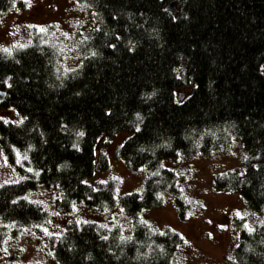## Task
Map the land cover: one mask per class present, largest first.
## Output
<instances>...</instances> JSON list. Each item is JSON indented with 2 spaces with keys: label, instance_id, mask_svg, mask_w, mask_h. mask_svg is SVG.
<instances>
[{
  "label": "trees",
  "instance_id": "16d2710c",
  "mask_svg": "<svg viewBox=\"0 0 264 264\" xmlns=\"http://www.w3.org/2000/svg\"><path fill=\"white\" fill-rule=\"evenodd\" d=\"M97 18L80 41L83 60L61 69L56 48L37 39L11 56L0 51V148L21 179L0 186V220L33 227L45 209L26 197L42 187L58 193L64 212L77 203L99 210L120 204L132 228L107 231L72 223L52 243L57 264H181L183 238L158 231L138 214L174 197L187 203L180 157L208 155L234 137L246 156L214 179L264 220V0H76ZM0 0V16L13 6ZM183 95V99L180 96ZM126 138L115 158L145 171L143 189L119 200L116 181L93 182L108 168L102 137ZM0 227V245L6 236ZM227 264H264V221L243 231Z\"/></svg>",
  "mask_w": 264,
  "mask_h": 264
},
{
  "label": "rangeland",
  "instance_id": "374dc122",
  "mask_svg": "<svg viewBox=\"0 0 264 264\" xmlns=\"http://www.w3.org/2000/svg\"><path fill=\"white\" fill-rule=\"evenodd\" d=\"M13 6L0 16V51L11 56L16 50L32 45L36 39L57 50L62 70H73L80 65V41L97 27V18L76 0H13ZM0 117L19 120L13 109L0 110ZM118 133L112 138L103 137L98 143L108 168L96 173L94 183L116 181L119 198L143 189L145 171L131 172L126 164L114 156L116 148L126 138ZM246 153L241 144L230 137L223 147L208 155L192 158L180 157L175 165L184 172L182 196L187 203L184 217L170 194L163 196L160 208L138 214V220L153 229L173 230L183 238L177 252L181 264H227L243 231H250L264 220L253 213L245 201L236 194L216 190V176L241 166ZM21 177L11 167L0 148V186L18 182ZM58 193L39 187L27 195L30 202L41 205L46 218L33 227L6 226V236L0 245V264L13 254L11 264H57L51 251L52 243L72 223L93 222L109 231L118 226L121 234L131 231L132 217L116 207L95 210L77 203L69 212L55 204Z\"/></svg>",
  "mask_w": 264,
  "mask_h": 264
},
{
  "label": "water",
  "instance_id": "95a60500",
  "mask_svg": "<svg viewBox=\"0 0 264 264\" xmlns=\"http://www.w3.org/2000/svg\"><path fill=\"white\" fill-rule=\"evenodd\" d=\"M179 0H172L170 1L167 6H166V10L176 14L177 10H176V5L178 4ZM7 93L4 90H0V104L3 103L6 99ZM180 99H183V95L180 96ZM16 258V255L13 254L11 255L7 260H6V264H11L14 259Z\"/></svg>",
  "mask_w": 264,
  "mask_h": 264
},
{
  "label": "bare ground",
  "instance_id": "6f19581e",
  "mask_svg": "<svg viewBox=\"0 0 264 264\" xmlns=\"http://www.w3.org/2000/svg\"><path fill=\"white\" fill-rule=\"evenodd\" d=\"M103 138V137H102ZM16 183V182H15Z\"/></svg>",
  "mask_w": 264,
  "mask_h": 264
}]
</instances>
